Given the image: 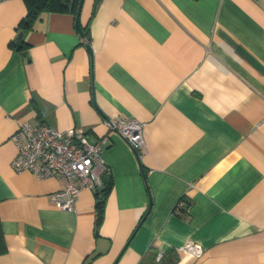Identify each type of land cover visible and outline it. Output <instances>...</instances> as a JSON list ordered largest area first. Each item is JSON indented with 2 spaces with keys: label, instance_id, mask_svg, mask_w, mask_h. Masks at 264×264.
Wrapping results in <instances>:
<instances>
[{
  "label": "crops",
  "instance_id": "1",
  "mask_svg": "<svg viewBox=\"0 0 264 264\" xmlns=\"http://www.w3.org/2000/svg\"><path fill=\"white\" fill-rule=\"evenodd\" d=\"M65 1L20 31L25 0H0V264H264V0H83L91 53ZM114 117L144 123L142 149ZM40 120L107 138L101 186L69 210L61 176L11 165Z\"/></svg>",
  "mask_w": 264,
  "mask_h": 264
},
{
  "label": "built area",
  "instance_id": "2",
  "mask_svg": "<svg viewBox=\"0 0 264 264\" xmlns=\"http://www.w3.org/2000/svg\"><path fill=\"white\" fill-rule=\"evenodd\" d=\"M104 122L108 128L119 133L133 150L145 146L143 122L129 117L107 118ZM10 139L16 147L11 161L15 171L27 170L39 178L57 175L64 179L63 186L49 195L59 208L71 209L81 189L96 190L101 186L102 174L106 170L102 157L107 142L105 136L91 138L80 128L61 130L40 120L36 124H18ZM181 200L175 204L176 211L186 206ZM180 250L194 257L203 253V247L193 241L186 242Z\"/></svg>",
  "mask_w": 264,
  "mask_h": 264
},
{
  "label": "trees",
  "instance_id": "3",
  "mask_svg": "<svg viewBox=\"0 0 264 264\" xmlns=\"http://www.w3.org/2000/svg\"><path fill=\"white\" fill-rule=\"evenodd\" d=\"M25 2L27 4V12L19 20L17 24V28H19L20 31H27L31 29L33 22L38 18L41 11H61L67 8V2L65 0H25ZM71 11L74 14L76 13V3L74 4V6H72ZM82 29L84 31V39L87 43H89L90 40L89 22L85 26L82 25ZM16 46L22 47L21 42H19ZM110 185H111V179L110 178L108 179L106 177L104 180V185L102 186L103 188L97 191L99 195V198L96 201L97 224L102 218L104 200L107 191L110 188ZM185 205L188 206L189 204H185ZM5 249L6 247L4 244L2 231L0 229V252L5 251Z\"/></svg>",
  "mask_w": 264,
  "mask_h": 264
},
{
  "label": "water",
  "instance_id": "4",
  "mask_svg": "<svg viewBox=\"0 0 264 264\" xmlns=\"http://www.w3.org/2000/svg\"><path fill=\"white\" fill-rule=\"evenodd\" d=\"M82 1L83 0H79V2H78L77 10H76V13H75L74 24H75V27H76L78 33L81 36H84V31H83L82 26L80 24V10H81ZM21 35H22V32H20L17 35L16 41H15L16 43H18L20 41ZM86 47H87L88 51L91 53V47H90L89 43L86 44Z\"/></svg>",
  "mask_w": 264,
  "mask_h": 264
}]
</instances>
